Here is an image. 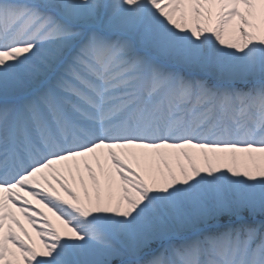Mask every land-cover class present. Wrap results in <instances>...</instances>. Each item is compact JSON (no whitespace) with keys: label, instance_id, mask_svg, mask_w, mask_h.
<instances>
[{"label":"snow or ice","instance_id":"snow-or-ice-1","mask_svg":"<svg viewBox=\"0 0 264 264\" xmlns=\"http://www.w3.org/2000/svg\"><path fill=\"white\" fill-rule=\"evenodd\" d=\"M0 264H264V0H0Z\"/></svg>","mask_w":264,"mask_h":264}]
</instances>
